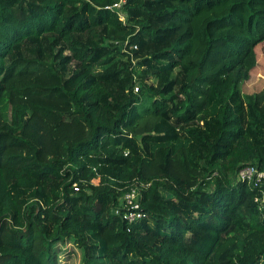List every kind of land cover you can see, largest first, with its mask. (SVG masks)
Listing matches in <instances>:
<instances>
[{
	"label": "trees",
	"instance_id": "16d2710c",
	"mask_svg": "<svg viewBox=\"0 0 264 264\" xmlns=\"http://www.w3.org/2000/svg\"><path fill=\"white\" fill-rule=\"evenodd\" d=\"M117 2L0 0V264H264V0Z\"/></svg>",
	"mask_w": 264,
	"mask_h": 264
},
{
	"label": "rangeland",
	"instance_id": "374dc122",
	"mask_svg": "<svg viewBox=\"0 0 264 264\" xmlns=\"http://www.w3.org/2000/svg\"><path fill=\"white\" fill-rule=\"evenodd\" d=\"M258 65L251 72V79L243 86L245 94L260 92L264 88V42L257 47ZM61 264H83V250L71 240L58 245Z\"/></svg>",
	"mask_w": 264,
	"mask_h": 264
},
{
	"label": "built area",
	"instance_id": "2783aa9c",
	"mask_svg": "<svg viewBox=\"0 0 264 264\" xmlns=\"http://www.w3.org/2000/svg\"><path fill=\"white\" fill-rule=\"evenodd\" d=\"M126 3V0H119V2L115 3L111 9L118 11V14L120 16V19L124 22H126V13L122 11L123 5ZM134 49H137V46L134 47ZM127 52V50H125ZM238 178L243 181H249V182H255V183H264V171L255 169L254 167H247L241 170L239 173ZM76 190L78 188L76 187ZM137 198V192L135 189H133L130 193L126 194L125 197L121 198V205H130L131 212L128 213L127 218L129 220L139 219L143 217V214L137 212L139 209V206L137 203H135V200ZM258 200V199H256Z\"/></svg>",
	"mask_w": 264,
	"mask_h": 264
}]
</instances>
